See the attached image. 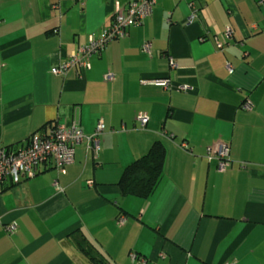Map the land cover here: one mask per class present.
Masks as SVG:
<instances>
[{
  "label": "crops",
  "instance_id": "1",
  "mask_svg": "<svg viewBox=\"0 0 264 264\" xmlns=\"http://www.w3.org/2000/svg\"><path fill=\"white\" fill-rule=\"evenodd\" d=\"M132 1L0 0V148L104 123L98 150L77 144L65 173L50 159L0 184V264H90L85 250L113 264H264V0H156L151 26H131L89 68L52 72ZM156 140L157 187L122 196L125 167ZM220 144L225 172L207 157Z\"/></svg>",
  "mask_w": 264,
  "mask_h": 264
},
{
  "label": "built area",
  "instance_id": "2",
  "mask_svg": "<svg viewBox=\"0 0 264 264\" xmlns=\"http://www.w3.org/2000/svg\"><path fill=\"white\" fill-rule=\"evenodd\" d=\"M155 2L156 0H133L130 2L126 13L116 14L111 26L103 30L101 35L92 37L78 52L72 53L66 62L53 67L52 72L65 74L71 66L75 65L82 68L91 67V56L100 52L109 42L127 37L131 26H151ZM196 16L197 12L193 11L187 19L188 23L192 22ZM150 46V42L147 41L144 43L143 49L149 51ZM224 71L226 74L232 71L230 63H226ZM107 77L110 78L112 75L108 74ZM150 82H159L169 86L170 81L158 79L150 80ZM181 88L184 90L192 89L191 86L185 84ZM245 107L247 109L252 108L248 102L245 103ZM148 119L146 113L141 112L137 115V120L142 128L146 127ZM79 124L78 119H74L70 124L57 123L46 132L30 135L25 144L17 150L8 147L0 148V184L5 179H10L12 183L18 184L24 178L36 175L40 171L42 163L50 158L54 160L58 172L65 173L66 166L74 162L76 145L84 140L89 149L97 151L99 148L97 137L104 131L103 121L97 124L96 130L92 134H85ZM182 147L187 148V144L183 143ZM207 157L218 160V171L220 172H225L231 164L229 147L226 144H220L216 149H210ZM54 184L59 187L57 179L54 180ZM125 221L126 216L123 214L117 218V222L120 224ZM8 229L13 231L15 226L10 225ZM132 258L135 256L132 255Z\"/></svg>",
  "mask_w": 264,
  "mask_h": 264
},
{
  "label": "trees",
  "instance_id": "3",
  "mask_svg": "<svg viewBox=\"0 0 264 264\" xmlns=\"http://www.w3.org/2000/svg\"><path fill=\"white\" fill-rule=\"evenodd\" d=\"M44 127L40 132H46V126ZM20 147L11 145L8 146L9 149L13 150H17ZM165 156V144L161 140H156L145 154L129 163L125 167L123 174L117 182V185L119 186L121 191V195L124 197H148L155 190L162 178ZM51 161H53L54 163L53 159H51ZM85 251L87 252V257L90 264H113L107 259V257H96L95 255L90 253V251Z\"/></svg>",
  "mask_w": 264,
  "mask_h": 264
},
{
  "label": "rangeland",
  "instance_id": "4",
  "mask_svg": "<svg viewBox=\"0 0 264 264\" xmlns=\"http://www.w3.org/2000/svg\"><path fill=\"white\" fill-rule=\"evenodd\" d=\"M84 255H86V254L84 253ZM86 256H87V255H86ZM86 256H85V257H86Z\"/></svg>",
  "mask_w": 264,
  "mask_h": 264
}]
</instances>
